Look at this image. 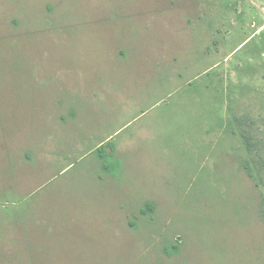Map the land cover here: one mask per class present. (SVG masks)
<instances>
[{
	"label": "rangeland",
	"instance_id": "rangeland-1",
	"mask_svg": "<svg viewBox=\"0 0 264 264\" xmlns=\"http://www.w3.org/2000/svg\"><path fill=\"white\" fill-rule=\"evenodd\" d=\"M30 263L264 264V0H0V264Z\"/></svg>",
	"mask_w": 264,
	"mask_h": 264
},
{
	"label": "trees",
	"instance_id": "trees-1",
	"mask_svg": "<svg viewBox=\"0 0 264 264\" xmlns=\"http://www.w3.org/2000/svg\"><path fill=\"white\" fill-rule=\"evenodd\" d=\"M105 157L107 158V157H111V156L107 155V156H104L103 158L98 157L99 159H101L102 165H103L104 167H106V163H107V159H106ZM148 207H149V206H148ZM147 211H148V210H147ZM141 213H145V210L142 209V210H141Z\"/></svg>",
	"mask_w": 264,
	"mask_h": 264
},
{
	"label": "crops",
	"instance_id": "crops-1",
	"mask_svg": "<svg viewBox=\"0 0 264 264\" xmlns=\"http://www.w3.org/2000/svg\"><path fill=\"white\" fill-rule=\"evenodd\" d=\"M130 224H131V223H130ZM130 224H129V225H130ZM29 260H30V259H29ZM30 264H31V263H30Z\"/></svg>",
	"mask_w": 264,
	"mask_h": 264
}]
</instances>
